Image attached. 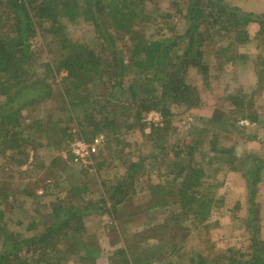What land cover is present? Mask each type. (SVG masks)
Returning <instances> with one entry per match:
<instances>
[{
	"label": "rangeland",
	"instance_id": "374dc122",
	"mask_svg": "<svg viewBox=\"0 0 264 264\" xmlns=\"http://www.w3.org/2000/svg\"><path fill=\"white\" fill-rule=\"evenodd\" d=\"M75 1V20L53 22L38 0H0L24 56L23 78L0 87V258L264 264V14L248 0H101L96 15L94 0L46 3ZM120 2L132 22L114 17ZM137 42L169 50L150 75ZM168 72L176 96L146 111ZM95 137V154L72 151ZM187 172L196 187L180 193Z\"/></svg>",
	"mask_w": 264,
	"mask_h": 264
},
{
	"label": "trees",
	"instance_id": "16d2710c",
	"mask_svg": "<svg viewBox=\"0 0 264 264\" xmlns=\"http://www.w3.org/2000/svg\"><path fill=\"white\" fill-rule=\"evenodd\" d=\"M34 1H36V0H34ZM38 1H40V2H32V4H33L34 9L36 11H38L43 16L49 17V16H51V14L56 13V17L58 14H61V17H63L64 19H68V20L73 21L76 19V16L80 14L77 11L78 10L77 8H79V7H78L76 1H75V4L72 6H69V4H67L66 2H63V3H57L53 7H50L49 3H46L47 0H38ZM101 4H102L101 0H94L93 2L88 1L89 9H87V7H86V9H84L83 13L88 14V15L89 14L96 15L97 11L98 10L100 11ZM132 4H136V1H132ZM20 5H23V4H20ZM116 6H117V8L112 11L115 18H119V20H127L129 22L133 21V19L135 18L136 12L132 13L128 10L127 2H120V4L116 3ZM14 7H15V9L17 8V10H19L18 9V7H19L22 10V12L25 13L24 23H25L26 31H32L35 33L36 32V24H34V22H33L34 16L29 14V12L26 10L25 7L18 6L17 3H15ZM123 8H124V11H123ZM4 9H6V5L3 2H0V11H2ZM2 13H4V12H1L0 15ZM51 17H52V20L54 22V19H56L55 15L54 16L52 15ZM19 23H21V22L18 20V25H19ZM13 29H14V26L11 24L9 19L0 20V64H2L0 66V87H2L1 89L4 90L3 92L11 91L13 89V87H14L13 81L15 79L20 80L23 78V72L21 71V69H18L19 66L14 64V63L19 64L18 62H16V61H18L17 59L22 61L23 57H24V56L19 57V55H20L19 53L21 52V50L18 49V47L21 45L22 38H21L20 34L10 36L11 31ZM13 44H14V46L12 48H10V49L7 48V45H13ZM149 44L150 45L147 47L148 49L144 48V46H140L141 42H137V44L134 45L135 46L134 50L141 49V50L137 51V53H140V55H144L143 57H151V56L154 57V63L153 64H146L143 61V58H140V60H136L134 63L136 66L142 67L143 73H146L147 75L152 74L153 71H155L156 64L163 63V60L166 59L168 57V54H169V50H164V45L162 43L151 42ZM132 59L130 61H132ZM68 67H70V66H68ZM98 72L99 71L96 70L95 73H98ZM173 78H174V75L172 73L168 72V74H166V76L163 80V83L161 85V90H164V94H165V95L163 94L164 96H162L163 99L162 98H161L162 100L161 99L157 100L156 98L147 99V101H149V104L146 108V111L158 109V107L161 104H163L166 100H168L172 96H176V94L173 93V89L176 90L177 92H178V90L173 85ZM15 85H16V83H15ZM183 91L184 92L181 95L182 97H184V93L186 92V88ZM67 94L71 95V91H67ZM186 174H187V176H186L187 180H183L182 183L180 184L182 186L180 193L188 194L191 191V189L195 188L196 186H194L195 183L192 182V176L188 175V172ZM196 185H200V184H196ZM162 187L163 186H161L160 189L158 190V192H160L161 194L165 193V191H163L164 189ZM116 188H117L116 191L120 190V194L123 196L121 198V200H119V203H122V202H124V200L126 199V197L128 195L127 191H126V189H123L124 188L123 185H118V187H116ZM186 194H183V195L186 196ZM165 196L166 195H164V197ZM156 205L160 206V205H164V204H156ZM56 212H59V210H57ZM74 215H75L74 211L71 212V216L67 215L68 218L66 216L60 217V215L58 214L59 220H57V221H60L62 219V217L65 219V221L64 222L60 221V223H57L56 225L67 224L69 222V219L71 217H73ZM5 259H8V258H0V264H8V262H6ZM200 263H201V261L195 262V264H200ZM9 264H12V263H9Z\"/></svg>",
	"mask_w": 264,
	"mask_h": 264
},
{
	"label": "built area",
	"instance_id": "2783aa9c",
	"mask_svg": "<svg viewBox=\"0 0 264 264\" xmlns=\"http://www.w3.org/2000/svg\"><path fill=\"white\" fill-rule=\"evenodd\" d=\"M103 141V137H95L91 141L79 139L72 145V151L80 157L91 156L97 152Z\"/></svg>",
	"mask_w": 264,
	"mask_h": 264
},
{
	"label": "crops",
	"instance_id": "0c3cea01",
	"mask_svg": "<svg viewBox=\"0 0 264 264\" xmlns=\"http://www.w3.org/2000/svg\"><path fill=\"white\" fill-rule=\"evenodd\" d=\"M245 4V11L257 15L264 14V0H248Z\"/></svg>",
	"mask_w": 264,
	"mask_h": 264
}]
</instances>
